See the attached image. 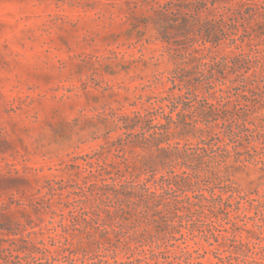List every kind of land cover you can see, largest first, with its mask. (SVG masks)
Returning <instances> with one entry per match:
<instances>
[{"label": "clouds", "instance_id": "clouds-1", "mask_svg": "<svg viewBox=\"0 0 264 264\" xmlns=\"http://www.w3.org/2000/svg\"><path fill=\"white\" fill-rule=\"evenodd\" d=\"M179 3L0 0V264H264V0Z\"/></svg>", "mask_w": 264, "mask_h": 264}, {"label": "rangeland", "instance_id": "rangeland-1", "mask_svg": "<svg viewBox=\"0 0 264 264\" xmlns=\"http://www.w3.org/2000/svg\"><path fill=\"white\" fill-rule=\"evenodd\" d=\"M180 3H183V0H180ZM179 22H180V18H179ZM164 23L168 24V19L167 18L164 19ZM169 27H171L170 24H169ZM181 28L190 30L191 29V25H190L189 21H188V23L185 26H181ZM169 90L172 91V90H174V88L169 89ZM220 90L227 91V89H225V88H221ZM200 146L201 147H205L207 149V147L205 145H203L202 143H201ZM111 167H112V165L109 164V171L111 170ZM109 171H106L105 175H108ZM3 221L4 222L2 224H0V228H3L5 231L11 232L12 227H13L11 218L10 217H3ZM15 255H16L17 261H19L21 259V257L23 256V253L22 252H17V253H15ZM5 259H7V255L6 254H0V262L4 261ZM149 259H151V257H149ZM162 259H163V257H161V260ZM121 263L122 262L118 258L117 261H116V264H121ZM14 264H15V262H14ZM45 264H47V263L45 262ZM200 264H204V258H201Z\"/></svg>", "mask_w": 264, "mask_h": 264}, {"label": "trees", "instance_id": "trees-1", "mask_svg": "<svg viewBox=\"0 0 264 264\" xmlns=\"http://www.w3.org/2000/svg\"><path fill=\"white\" fill-rule=\"evenodd\" d=\"M180 6H184V7H192V6H194V5H188V4H183V3H179L178 5H177V7H180ZM188 19L186 18V17H180V22H179V24H176V22H175V19L172 21V23H174V24H176V26L177 27H181V26H185L187 23H188ZM170 26H172L171 24H170ZM221 92H223L224 94H225V96H227V91H223V90H220ZM152 125L150 124L149 125V127H148V131H149V133H151V131H152ZM201 143L203 144V145H205L206 147H207V145L204 143V141H201ZM210 143V142H209ZM205 148V147H204ZM206 149V148H205ZM163 177H160V180L161 181H163ZM47 264H49V262H46ZM122 264V263H121Z\"/></svg>", "mask_w": 264, "mask_h": 264}]
</instances>
